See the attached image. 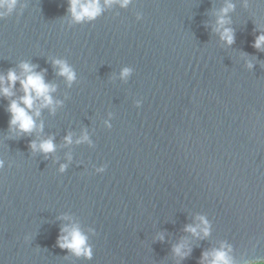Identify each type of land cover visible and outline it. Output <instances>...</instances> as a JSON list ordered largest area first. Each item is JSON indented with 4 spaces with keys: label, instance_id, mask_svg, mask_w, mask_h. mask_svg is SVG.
Instances as JSON below:
<instances>
[{
    "label": "water",
    "instance_id": "95a60500",
    "mask_svg": "<svg viewBox=\"0 0 264 264\" xmlns=\"http://www.w3.org/2000/svg\"><path fill=\"white\" fill-rule=\"evenodd\" d=\"M229 4L232 45L216 30ZM261 34L264 0H117L83 23L68 0H17L0 19V75L35 65L60 103L18 134L7 108L19 82L0 97V264H202L204 253L209 264L217 250L234 264L264 260ZM50 138L47 157L29 148ZM64 227L87 237L91 259L58 247Z\"/></svg>",
    "mask_w": 264,
    "mask_h": 264
},
{
    "label": "clouds",
    "instance_id": "9594fccd",
    "mask_svg": "<svg viewBox=\"0 0 264 264\" xmlns=\"http://www.w3.org/2000/svg\"><path fill=\"white\" fill-rule=\"evenodd\" d=\"M117 0H104L103 6L101 5V0H68V12L75 23L91 22L98 18L103 12L104 7H111L113 3ZM121 7H127L130 0H118ZM17 5V0H0V19L7 18L15 9ZM234 6L229 4L226 8L222 10L221 18L218 20L219 27L216 29L220 32L221 40L225 41L228 45L234 43V30L224 27L228 21H226L223 16L228 13ZM221 29H223L221 31ZM253 47L257 50H264V34L257 36ZM54 67H58V75L64 77L66 81L71 84L76 79V74L74 70L65 61L54 60ZM22 69L21 75H17L15 71L9 70L7 75H0V97L8 99L13 96L12 89L15 87L16 83L19 82L23 95L19 100L12 99L8 105L7 111L10 114L9 129L15 130L18 134H29L37 129V125L34 117L40 116V110L46 107L52 108L54 104H59L60 102L54 101L51 95L56 89L53 85L48 84L44 80V75L41 72L35 71V65H30L28 63H22L20 65ZM249 68H252L251 63L248 64ZM131 73V69L125 68L121 73L122 78H127ZM39 101V103H36ZM140 103H137V107H140ZM54 110V108H53ZM31 113V114H30ZM40 130L42 131L43 126L40 125ZM111 127V125H108ZM67 144L72 143L71 135L65 138ZM82 142H89V137L87 134L83 135L80 139L76 140V144ZM29 148L33 152L39 151L47 157L49 154L55 152L56 145L53 139H47L39 144L35 141L30 142ZM71 159V157H69ZM4 167L3 160H0V169ZM107 165H103L100 168H96L95 172L97 174H102L105 172ZM67 168L66 164H61L59 171L63 173ZM203 228L188 226L185 228L186 232L198 236L199 232L203 233V237H207L210 234L209 225L204 220L203 217L200 218ZM199 228V232H198ZM66 233V234H65ZM27 239V237H26ZM162 239V237H161ZM87 237L79 230L77 227H64L61 229V234L58 236L57 244L62 250H68L73 255L80 257L83 256L86 259H91V248L86 244ZM184 245L176 246L173 251L181 259L186 258L191 249L187 251H182ZM230 250V249H229ZM208 261V254L204 253L202 255V264ZM209 264H234V261L230 258L228 253L224 250H217L212 253V259ZM247 264H264L262 261H249Z\"/></svg>",
    "mask_w": 264,
    "mask_h": 264
}]
</instances>
